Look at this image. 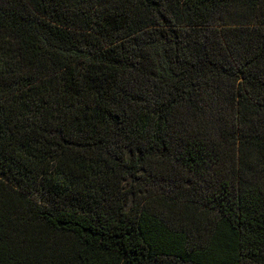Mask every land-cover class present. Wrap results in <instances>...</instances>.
<instances>
[{"label": "trees", "instance_id": "16d2710c", "mask_svg": "<svg viewBox=\"0 0 264 264\" xmlns=\"http://www.w3.org/2000/svg\"><path fill=\"white\" fill-rule=\"evenodd\" d=\"M0 264H264V0H0Z\"/></svg>", "mask_w": 264, "mask_h": 264}]
</instances>
